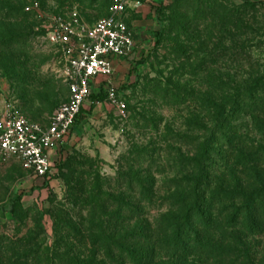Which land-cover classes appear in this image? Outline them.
Listing matches in <instances>:
<instances>
[{"label": "rangeland", "instance_id": "obj_1", "mask_svg": "<svg viewBox=\"0 0 264 264\" xmlns=\"http://www.w3.org/2000/svg\"><path fill=\"white\" fill-rule=\"evenodd\" d=\"M116 1L0 0V114L11 102L29 122L45 125L68 98L45 40L51 18L74 9L89 26ZM121 1L134 47L111 83L125 109L119 112L103 92L102 101H87L52 158L46 184L19 162L0 161V264L89 262L91 246L81 238L89 218H124L123 204L138 208L144 177L156 180V195L143 217L160 218L175 174L186 171L196 146L211 141L208 111L219 102L221 82L238 81L251 66L264 76V0H249L261 3L254 7L241 0ZM247 126L238 130L248 142L262 139ZM222 170L217 159L213 176ZM127 174L134 175L129 187ZM17 196L15 210L7 209ZM222 208L214 210L221 217ZM247 243L249 258L233 264H264V234ZM184 264L223 263L196 254Z\"/></svg>", "mask_w": 264, "mask_h": 264}, {"label": "trees", "instance_id": "obj_2", "mask_svg": "<svg viewBox=\"0 0 264 264\" xmlns=\"http://www.w3.org/2000/svg\"><path fill=\"white\" fill-rule=\"evenodd\" d=\"M241 1L247 7L261 5ZM250 69L238 81L221 82L219 102L208 111L215 126L211 141L196 146L186 171L175 174L169 209L160 218L143 217L156 195V180L144 177L137 185L138 208L123 204L124 218H89L92 226L81 238L91 246L86 250L90 261L80 264H184L196 254L223 264L247 261V239L264 234V76ZM102 92L99 88L90 99L102 101ZM244 121L261 140L248 142L242 136L238 127ZM217 159L223 170L215 178ZM133 177L125 175L128 187ZM50 179L47 174L41 180L46 184ZM19 201L20 196L15 197L7 209L14 211ZM216 206H224L223 217L214 212ZM136 212L139 216L132 218Z\"/></svg>", "mask_w": 264, "mask_h": 264}, {"label": "built area", "instance_id": "obj_3", "mask_svg": "<svg viewBox=\"0 0 264 264\" xmlns=\"http://www.w3.org/2000/svg\"><path fill=\"white\" fill-rule=\"evenodd\" d=\"M134 4L133 7H135ZM128 5L112 4L109 15L86 26L74 9L54 15L45 32L53 48L58 75L68 91L45 125L29 122L11 102L0 114V161L15 160L35 179L50 174L52 158L74 128V121L93 91L102 89L107 100L119 111L125 105L115 99L113 59H124L133 52V36L122 14Z\"/></svg>", "mask_w": 264, "mask_h": 264}, {"label": "crops", "instance_id": "obj_4", "mask_svg": "<svg viewBox=\"0 0 264 264\" xmlns=\"http://www.w3.org/2000/svg\"><path fill=\"white\" fill-rule=\"evenodd\" d=\"M121 60H122V59H116L115 61H113V77L115 76V72L117 71V69L120 67ZM113 77H112V78H113ZM85 103H86V102H85ZM84 106H85V104L83 105V108H82V110H81L82 112H81V114H80V120L82 119L81 116H82L83 111H84V109H85ZM75 126H76V125H75ZM75 126H74V127H75Z\"/></svg>", "mask_w": 264, "mask_h": 264}]
</instances>
